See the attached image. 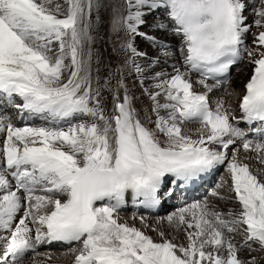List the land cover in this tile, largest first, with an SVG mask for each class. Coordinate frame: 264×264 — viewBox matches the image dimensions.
Wrapping results in <instances>:
<instances>
[{
    "label": "snow or ice",
    "instance_id": "6c2138e0",
    "mask_svg": "<svg viewBox=\"0 0 264 264\" xmlns=\"http://www.w3.org/2000/svg\"><path fill=\"white\" fill-rule=\"evenodd\" d=\"M104 12L118 62L105 64L101 77L95 44L103 39ZM158 12L168 23L157 17L151 28L180 38L181 61L171 72L148 75L175 55L167 40L141 31ZM137 38L156 55L140 50ZM245 58L253 68L240 115L223 98L210 107L214 89L232 95L226 90L230 69ZM192 74L199 75L195 84L202 91L194 89ZM131 76L151 101V114L142 117L136 107L126 83ZM0 104L14 107L22 119L67 122L17 127L0 114V133L6 134L0 264H20L28 252L50 259L51 253L36 249L52 242L79 244L69 249L73 264H257L239 252L264 251V168L254 173L235 145L243 141V149L264 164V141L245 139L239 126L264 124V0H0ZM189 120L199 121L196 138L183 131ZM224 165L241 209L217 211L207 198L178 208L166 220L186 243L163 231L157 242L120 222L129 193L134 203L154 208L176 187ZM211 195L219 196L215 190Z\"/></svg>",
    "mask_w": 264,
    "mask_h": 264
},
{
    "label": "bare ground",
    "instance_id": "6f19581e",
    "mask_svg": "<svg viewBox=\"0 0 264 264\" xmlns=\"http://www.w3.org/2000/svg\"><path fill=\"white\" fill-rule=\"evenodd\" d=\"M114 2H116L118 4H122L123 0H114ZM157 17H159L160 19L164 20L165 23H168V21L166 19H164L163 13L158 12V13L154 14V16L152 18L149 19V25L145 26L144 28H142L141 31L149 32L151 35H156V36H159V37L167 40L172 45V51L175 53V55L170 57L167 60L166 63L162 60L159 65H157L156 67L152 68L149 71V73H147L148 75H151L152 73L160 72V71L171 72L172 71L171 65L176 64L177 62L181 61V58H180V55H179V51H178L179 44H180V38L176 37V36H173V35H170L168 33L155 31V30H153L151 28V23ZM249 20H251V17H249ZM107 21H108V13L105 14V12H104V13H102V23H101V26H100V29H99V37H103V39H99L98 38L97 41H96V44H95V48L99 51L100 59H101V62H102L101 65H100V68H101L100 75H101V77H104V76L107 75V70L104 67L105 64H112L114 66L115 63L118 62V56H117L116 53L113 52V44H112V41L109 39V36H108V27L109 26H108ZM246 43L251 45V43H252V37L251 36H249L247 38ZM137 45L140 48V50L148 51L150 56L156 55V50L152 49L147 41H144V40H142L140 38H137ZM140 62L141 63H146V61H143V60L140 61ZM235 67L237 68L236 69L237 71L235 70L236 72L233 73V77L235 76V78L234 79L232 78L234 81L233 82L231 81L232 85L230 87V90H227V91H231L234 94H238V93H241L242 90H245L244 85L247 83V81L249 80V78L252 75L253 66L251 64H249L247 62V59L245 58V60L239 62L237 64V66H235ZM241 69H242V71L240 72ZM238 72H240V73H238ZM191 78H192V80L194 82V89L196 91H202L203 89H201L199 85L195 84V81L198 80L200 77L192 74ZM135 80H136L135 76L127 77L126 78V83L129 86L131 94L136 97L135 105L141 111V116L143 117L145 112H148L149 114H151V112H150L151 101L142 92L139 83L135 82ZM150 83H151V81H146L145 82V87H147L148 84H150ZM211 94L212 93H209V95H211ZM212 96H214V95L212 94ZM104 97H105L106 107L108 109H111V107H112V97H111V95L108 92H105L104 93ZM16 102L20 103L19 98H16ZM233 110H234L235 114L238 115L239 112H238L237 108H235ZM0 114H3V115H6V116L10 117L11 122L17 127H24V126H29V127H60V126H63V127H67V122L51 123V122H49V121H47V120H45V119H43L41 117L34 118L32 116L25 115L24 118L22 119L21 118V114L14 107L4 106L2 104H0ZM153 119H154V117H153ZM72 122H75V121H72ZM197 124H199V123H197ZM149 126H152V125H149ZM192 126L193 125H191L189 127V129L187 127H184L183 131L186 134L192 135L193 138H196V131L193 132V133L192 132L191 133H187L186 132V131L191 130V128L193 129ZM198 126L200 127V125H198ZM239 126L241 127V125H239ZM244 130H245L246 133L249 131L248 128H244ZM5 135L6 134H4V133H0V149H2V147H3V141H4V138H5ZM246 138L250 139V140H253V141H264V131H260L258 134H255L254 132H252L250 135H247L245 137V139ZM236 144H241V140H238L236 142ZM235 148L237 149L236 145H235ZM230 151L232 152V149ZM241 156H244V160H246V161L249 160V159L252 160V161L257 160L256 159L257 154L255 152H253V151H250V150H249V154H247V155L245 154V155H241ZM229 158H231V154H229ZM239 158H240V155H239ZM261 168H264V164L259 163L257 165V167L255 166V169H253L254 173L258 169H261ZM227 176L229 178V185L231 186V178H230L229 174H227ZM204 188L205 187H201L200 189L196 190L195 192L188 193L187 195H185L183 197L182 202H180L178 204H172L173 208H175V207L176 208L183 207L185 205V202H188L190 204V203H192L194 201L199 200L198 198L203 194V192L205 190ZM212 191H213V189H210L208 192L211 194ZM179 196H181V194ZM127 202H128V197L126 196V203L123 206V209H125V207L127 205ZM234 202H233V204L230 203L228 205H226L227 203L226 204L221 203V204L227 206L228 210H226V212H228V211H232V212L234 211V213L235 212H239L240 209H241V205L239 204L238 201H234ZM210 203H213V201H209V204ZM167 205L168 204H165V206H167ZM214 207H215V210L219 211V207L218 206L214 205ZM22 214H23L22 212L18 213V215L16 217V222H18V220H19V218H20V216ZM119 214H120V216H119L120 217V222H122V223L123 222H127L130 226H132L133 224L131 222H129L128 220H131V221L132 220H137L139 223H141V219L140 218L142 216H137V215H135L134 212H131V213L123 212V213H119ZM122 214H124V215H122ZM133 217H135V219H133ZM160 221L163 222V223L167 222V221H164L163 219L161 220V218L159 219V217H157L155 219V221L148 226L149 230L151 231V229L152 230L155 229L154 231H157L159 228H158L156 222L158 223ZM145 222H146V224H149L148 219L145 220V218H144V223ZM144 223H143V226H145ZM168 226L171 227L169 224H168ZM149 230L147 229L148 232H149ZM174 232H175V235L173 236V238L172 239L169 238V239L170 240L174 239V241L176 242L177 239L178 240L181 239L182 235L178 236L177 232L176 231H174ZM180 233L182 234V232H180ZM4 235H7V233H4ZM233 239L235 241H239L238 243H241L243 241V237L240 236V235L234 236ZM154 241H156V240L154 239ZM73 247H78V246L77 245H73ZM252 247L255 248V247H257V245L253 244ZM3 250H4V242L0 241V254H2ZM36 252L37 253H51L52 254L50 259H47L44 256L36 255V257L39 259V261L40 260L43 261L42 263L40 262L38 264H49L50 262H52L54 264H73L74 259H75V254H69V249L67 250L66 248H63V247L60 248L59 245L54 244V243L41 245V246H39L36 249ZM246 254L247 255H244V254L241 255L240 252H239V256L242 259H245V260H247L250 256H252V257H255L256 261H257V259L259 257V256L256 257L255 255H253V251L252 252L248 251ZM259 254H260V256H262V258H263L262 261L264 262V251H259ZM22 262H25V264H33V261H29L28 257H26V256L23 257V259L20 261V264Z\"/></svg>",
    "mask_w": 264,
    "mask_h": 264
},
{
    "label": "rangeland",
    "instance_id": "374dc122",
    "mask_svg": "<svg viewBox=\"0 0 264 264\" xmlns=\"http://www.w3.org/2000/svg\"><path fill=\"white\" fill-rule=\"evenodd\" d=\"M105 14H107L106 12H105ZM237 71V70H236ZM235 71V72H236ZM242 71V69L240 70V72ZM240 72H238V73H240ZM235 78V76L233 77V79ZM231 80L232 82L234 81V80ZM232 82H231V85H232ZM212 95V94H211ZM210 96V95H209ZM212 99H214V97H211ZM227 99H229V97L227 98ZM209 102H210V100H209ZM234 103V101L232 100V98H230L229 100H228V102H227V104L232 108V109H235V104H233ZM190 123V122H189ZM188 124H186V125H184V127H187L188 129H189V127L190 126H187ZM193 127V129L191 128V130H189V131H193V132H195L196 131V127H194V126H192ZM199 127V126H198ZM186 132H188V131H186ZM192 132V133H193ZM247 139V138H246ZM242 144V143H241ZM237 147V149L240 151L239 152V155H240V160L243 162V163H247L248 165H249V167H250V169L251 170H253V169H255V166L257 167V165L260 163V162H258L257 160H254V161H252V160H244V156H241V155H247V154H249V151H245L244 149H243V147H241V146H236ZM224 167V170L223 171H221L220 173H219V177L221 176V178L220 179H222V181H221V183L220 184H223V187H217L216 189H215V191L216 192H218V194H219V196H212L209 192H208V195H207V197H205V198H207L208 199V201H213V203H210V205H212L213 207H214V205L215 206H218L219 207V211H221V212H226V210H228L227 209V206H225V205H222L221 203H224V204H226V205H228V204H233V202L235 201L234 199H233V194H234V198H235V193H234V191H232L231 190V186L229 185V178H228V176H227V174H228V172L226 171V165H224L223 166ZM254 172V171H253ZM218 177V178H219ZM207 190V189H206ZM209 190V189H208ZM204 192H205V190H204ZM203 192V193H204ZM180 195V194H179ZM211 195V196H210ZM224 195V196H223ZM211 197V198H210ZM219 197H225L226 199H220ZM205 198H202L201 199V196L198 198L199 200H204ZM217 200V201H216ZM235 203V202H234ZM185 204H189L188 202H185ZM215 208V207H214ZM172 209V207L171 206H169L168 207V210H163L159 215L157 214V215H151L150 217H144L145 219L147 218L148 219V221H149V224H146V222L144 223L145 225H147V226H143V225H141L145 230L146 229H148L149 230V225L151 224V223H153L154 221H155V219L157 218V217H159V219L161 218V220L163 219L164 221H167L166 220V217L168 216V215H170L171 213H173V212H175L176 210H171ZM171 211V212H170ZM234 212V211H233ZM122 213V212H121ZM122 215H124V214H122ZM126 215V214H125ZM147 215V214H146ZM119 216H120V214H119ZM143 224V223H142ZM156 224H157V226H158V230L157 231H154V230H152L151 229V231L149 230V233H150V235H151V237H153V239H155L157 242H160L161 240H162V238L158 235V232L159 231H163L164 232V234H165V237L166 238H173V236L175 235V232H174V230H173V228H171V227H169L168 226V222H166V223H163V222H156ZM134 225H137V226H140V225H138V224H134ZM142 227H139V228H142ZM147 234H148V231H147ZM177 235L178 236H181V239L180 240H178L177 239V241L176 242H178V243H186V241H185V238H184V234L182 233H177ZM237 243L239 242V241H236ZM74 245V244H73ZM68 250V249H67ZM248 252V250H247V248H244V249H242L241 251H240V254L241 255H247L246 253ZM253 255H255L256 257L257 256H259L258 257V259H257V264H264V262L262 261L263 260V258H262V256H260V254H259V251H253ZM26 257H28V260L29 261H33V259L35 258V260L38 262L39 261V259L36 257V255L34 254V253H30V254H28ZM260 259V260H259ZM42 263L43 261L42 260H40L38 263ZM21 264H25V262H22ZM49 264H54V263H52V262H50Z\"/></svg>",
    "mask_w": 264,
    "mask_h": 264
}]
</instances>
